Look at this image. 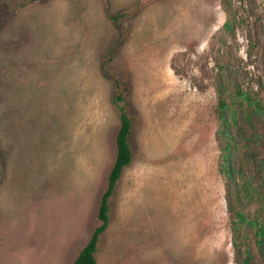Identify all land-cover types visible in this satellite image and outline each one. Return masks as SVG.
Here are the masks:
<instances>
[{
  "label": "rangeland",
  "instance_id": "obj_1",
  "mask_svg": "<svg viewBox=\"0 0 264 264\" xmlns=\"http://www.w3.org/2000/svg\"><path fill=\"white\" fill-rule=\"evenodd\" d=\"M118 106L96 264H264V0H0V264L77 257Z\"/></svg>",
  "mask_w": 264,
  "mask_h": 264
},
{
  "label": "trees",
  "instance_id": "obj_2",
  "mask_svg": "<svg viewBox=\"0 0 264 264\" xmlns=\"http://www.w3.org/2000/svg\"><path fill=\"white\" fill-rule=\"evenodd\" d=\"M122 101L121 95H115L113 102L119 104ZM220 107H222L220 105ZM120 127L117 131L115 144H116V156L113 166L109 172L107 187L103 192L100 204L97 212V218L99 225L94 228L88 242L80 250L77 257L71 264H96L95 252L97 249V243L100 235L106 230L109 222V199L113 194V190L117 180L119 179L121 172L125 166H127L132 158V153L128 143V137L131 132L132 121L126 112V110L118 106ZM236 217L239 220H243V214L241 212L236 213ZM249 222V221H248Z\"/></svg>",
  "mask_w": 264,
  "mask_h": 264
}]
</instances>
